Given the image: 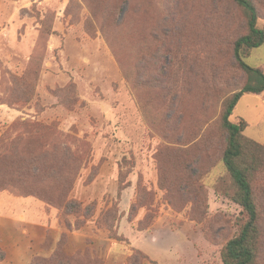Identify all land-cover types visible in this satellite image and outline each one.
Instances as JSON below:
<instances>
[{"label":"rangeland","instance_id":"1","mask_svg":"<svg viewBox=\"0 0 264 264\" xmlns=\"http://www.w3.org/2000/svg\"><path fill=\"white\" fill-rule=\"evenodd\" d=\"M246 31L233 0H0V149L54 132L32 149L40 167L0 168V264H223L243 213L220 120L249 79ZM246 62L264 72V44ZM240 119L264 145V92ZM253 188L264 264V169Z\"/></svg>","mask_w":264,"mask_h":264},{"label":"trees","instance_id":"2","mask_svg":"<svg viewBox=\"0 0 264 264\" xmlns=\"http://www.w3.org/2000/svg\"><path fill=\"white\" fill-rule=\"evenodd\" d=\"M233 1L242 8L247 24L246 33L238 37L234 43V57L238 66L248 74L249 79L241 89L224 102L220 121L221 128L226 132V147L222 161L235 187L232 199L242 208L243 214L238 221L237 233L226 242L221 257L223 264H259L263 236L260 226V207L254 194L253 180L255 175L264 169V145L244 134L249 125L246 120L240 119L235 123L231 120V116L243 95H259L264 92L263 70L246 62L251 51L264 44V28L258 27L260 15L254 0ZM46 135L50 137L54 135L50 126H30L29 137L26 139L22 155L18 153L17 137L9 142L7 147L0 149V168L20 165L22 163L20 157H27L30 159V164L40 167L38 164L40 154L34 155L35 150L32 149L42 148ZM27 153L28 156H25ZM53 176H57L54 171ZM66 184L68 183L62 182L57 189L51 190H60V195L63 197V191L67 189ZM54 194L53 191L45 198L51 201L61 199L59 195ZM51 261L39 258L35 259L33 264H51ZM53 264H79V261L57 253Z\"/></svg>","mask_w":264,"mask_h":264}]
</instances>
